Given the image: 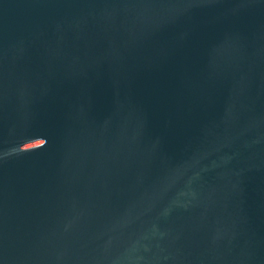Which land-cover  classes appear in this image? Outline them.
Segmentation results:
<instances>
[{
	"label": "water",
	"instance_id": "obj_1",
	"mask_svg": "<svg viewBox=\"0 0 264 264\" xmlns=\"http://www.w3.org/2000/svg\"><path fill=\"white\" fill-rule=\"evenodd\" d=\"M0 264H264V0H0Z\"/></svg>",
	"mask_w": 264,
	"mask_h": 264
}]
</instances>
